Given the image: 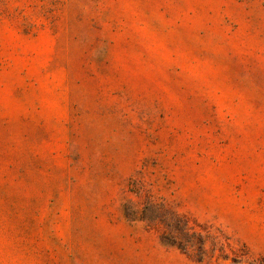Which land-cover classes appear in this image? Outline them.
I'll use <instances>...</instances> for the list:
<instances>
[{"label": "rangeland", "instance_id": "374dc122", "mask_svg": "<svg viewBox=\"0 0 264 264\" xmlns=\"http://www.w3.org/2000/svg\"><path fill=\"white\" fill-rule=\"evenodd\" d=\"M0 264H264V0H0Z\"/></svg>", "mask_w": 264, "mask_h": 264}]
</instances>
